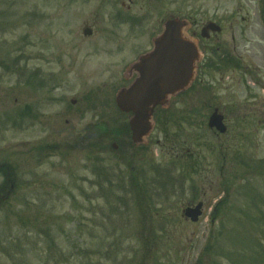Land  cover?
Instances as JSON below:
<instances>
[{"label":"rangeland","instance_id":"obj_1","mask_svg":"<svg viewBox=\"0 0 264 264\" xmlns=\"http://www.w3.org/2000/svg\"><path fill=\"white\" fill-rule=\"evenodd\" d=\"M79 2L0 0V161L18 178L0 204V264H264L259 35L239 69L213 67L208 90L199 75L172 97L141 148L114 105L127 68L79 39L85 20L100 27L96 4ZM223 2L245 22L264 17V0ZM214 107L224 134L207 126ZM197 202L193 223L183 210Z\"/></svg>","mask_w":264,"mask_h":264},{"label":"flooded vegetation","instance_id":"obj_2","mask_svg":"<svg viewBox=\"0 0 264 264\" xmlns=\"http://www.w3.org/2000/svg\"><path fill=\"white\" fill-rule=\"evenodd\" d=\"M65 3L86 4L94 2L92 10L102 15L95 23L84 21L79 39L88 43L93 52L105 50L111 54H120V59L109 66L129 68L142 54L153 48L156 37L162 32L168 20H184V34L192 40L199 52L196 63V75H202L201 82L210 88L209 73L216 67L220 69H239L242 65V48L250 44L253 50L252 36L256 32L261 44L262 56L250 54L255 62L264 59V17L257 15V23L245 22V17L237 11L225 12L223 0H63ZM244 22V24H243ZM256 25L258 27H256ZM85 30L89 33H85ZM128 53L131 57H127ZM257 60V61H256ZM123 62V63H122ZM255 82L260 80L256 74L247 72ZM136 73L128 69L123 73L127 80L133 79ZM257 78V79H256ZM200 81V79H199ZM215 108V107H214ZM212 108L210 112L213 111ZM224 121L226 114H224ZM90 133L91 137V132ZM16 165L11 161H0V199L5 203L17 188Z\"/></svg>","mask_w":264,"mask_h":264},{"label":"water","instance_id":"obj_3","mask_svg":"<svg viewBox=\"0 0 264 264\" xmlns=\"http://www.w3.org/2000/svg\"><path fill=\"white\" fill-rule=\"evenodd\" d=\"M183 24L178 19L167 22L153 49L133 64L132 69L137 72L134 81L116 94L118 108L132 113L129 126L132 141L137 145L143 144L153 129L154 108L166 106L169 98L184 90L193 79L198 53L194 43L183 34ZM208 126L220 133L226 131L223 115L217 109L210 115ZM201 208L202 202L187 206L184 215L197 221Z\"/></svg>","mask_w":264,"mask_h":264},{"label":"trees","instance_id":"obj_4","mask_svg":"<svg viewBox=\"0 0 264 264\" xmlns=\"http://www.w3.org/2000/svg\"><path fill=\"white\" fill-rule=\"evenodd\" d=\"M164 115H165V111H164L163 109H161V108H157V109H156V112H155V118H156V121H157L158 124H162V125L165 124V119L162 118V117H164ZM163 119H164V120H163ZM162 121H163V122H162ZM120 128H121V133H124L125 135L129 136L130 132H129V128H128L127 122H124V123L122 124V127H120ZM104 130H108V132H110V129L107 127V125L105 126ZM119 133H120V132H119ZM223 201H224V199L221 200V201H219V202L217 203V205H216L215 208H217L218 205L221 204ZM160 228H161V230H163V228H164V223L161 225ZM165 234H166V231H165V233H164L162 236H164ZM151 235H154V233H152ZM159 238L161 239V236H159ZM150 239H151V238H150ZM161 240H162V239H161ZM164 240L168 241V237L166 236V237L164 238Z\"/></svg>","mask_w":264,"mask_h":264}]
</instances>
